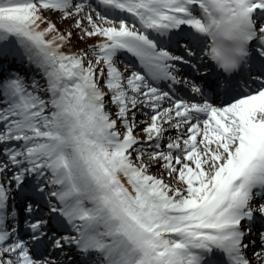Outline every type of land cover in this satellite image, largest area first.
<instances>
[{
	"label": "snow or ice",
	"instance_id": "1",
	"mask_svg": "<svg viewBox=\"0 0 264 264\" xmlns=\"http://www.w3.org/2000/svg\"><path fill=\"white\" fill-rule=\"evenodd\" d=\"M0 264H264V0H0Z\"/></svg>",
	"mask_w": 264,
	"mask_h": 264
}]
</instances>
